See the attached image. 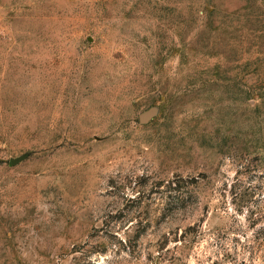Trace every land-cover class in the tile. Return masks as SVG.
Listing matches in <instances>:
<instances>
[{"label": "rangeland", "instance_id": "obj_1", "mask_svg": "<svg viewBox=\"0 0 264 264\" xmlns=\"http://www.w3.org/2000/svg\"><path fill=\"white\" fill-rule=\"evenodd\" d=\"M0 264H264V0H0Z\"/></svg>", "mask_w": 264, "mask_h": 264}, {"label": "water", "instance_id": "obj_2", "mask_svg": "<svg viewBox=\"0 0 264 264\" xmlns=\"http://www.w3.org/2000/svg\"><path fill=\"white\" fill-rule=\"evenodd\" d=\"M15 161H17V159H12V160H11V162H15Z\"/></svg>", "mask_w": 264, "mask_h": 264}]
</instances>
